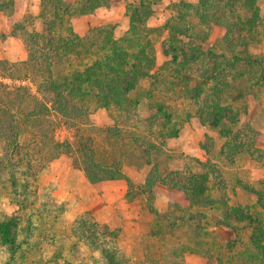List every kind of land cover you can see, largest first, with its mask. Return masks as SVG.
I'll use <instances>...</instances> for the list:
<instances>
[{
    "label": "trees",
    "instance_id": "trees-1",
    "mask_svg": "<svg viewBox=\"0 0 264 264\" xmlns=\"http://www.w3.org/2000/svg\"><path fill=\"white\" fill-rule=\"evenodd\" d=\"M1 1L0 12H11L15 0ZM176 1L167 7L173 15L160 28H150L147 22L162 0L127 3L128 30L117 40L109 25L79 36L71 24L106 7L107 0H39L36 19L41 26L24 40L26 60L0 61V78L13 81L0 82V164L8 172L10 198L20 209L23 201L18 197L30 182L35 183L52 161L68 156L89 184L125 180L126 196H142L146 212L164 219L166 229L187 226L194 247L181 250L199 257L202 264H264V189L237 181L235 188L257 199L231 205L224 194L228 183L218 180L222 171L211 160L197 161V173H182L165 166L170 158L164 151L167 141L178 138L180 121L195 117L224 141L222 160L264 159L258 133L249 128L247 139L242 126L249 96L259 97L264 90V55L254 54L264 41L258 0ZM26 16L23 24L13 27L12 37L16 28L25 30V22L32 19ZM215 27L225 33L208 46ZM162 36L163 61L158 65L154 42ZM19 81L28 85L16 84ZM178 104L189 109L182 118L176 113ZM99 109L114 123L100 131L108 140L102 150L107 158L90 133L89 116ZM57 124L71 133L70 139L56 140ZM33 144H42L37 153L30 150ZM125 167H149L145 183L134 186ZM157 184L167 188L169 199L162 213L153 203ZM209 224L230 230L233 238L213 234V241H206ZM19 225L16 216L0 221V247H7L9 255L20 248ZM90 232L95 243L97 233ZM103 236L106 241L97 247L102 264H120L116 248L109 245L114 233L105 231Z\"/></svg>",
    "mask_w": 264,
    "mask_h": 264
},
{
    "label": "rangeland",
    "instance_id": "rangeland-1",
    "mask_svg": "<svg viewBox=\"0 0 264 264\" xmlns=\"http://www.w3.org/2000/svg\"><path fill=\"white\" fill-rule=\"evenodd\" d=\"M107 1L106 7L71 20L77 35L84 36L93 28L109 25L115 39L118 40L124 36L128 30V19L125 16L126 5L136 0ZM184 1L197 3L198 0ZM1 2L3 1L0 0ZM176 2V0H162V3L155 8L154 15L148 20V27H162L173 15L167 7ZM35 6H38V10L34 8ZM258 6L262 17L261 31L264 39V0H258ZM16 7L17 9L13 6L11 12L0 14L2 16L0 17V61L19 63L9 60V55L17 52L19 44L4 43V32L11 34L15 25L23 24L28 13L32 19L25 22V30L20 31L16 28L14 32V38L18 39L24 47L27 34L33 30H39L41 26L40 21L36 19L39 1L35 3L33 0H26L25 3H20ZM35 11L37 14H34ZM11 15L14 17V22L5 20V16ZM224 33L221 28H213L207 45L211 46ZM164 38L165 36H162L154 42L158 65L163 61L161 45ZM254 54L264 55V41L257 46ZM11 73L18 75L16 69H12ZM0 82L7 85L13 83L2 78ZM16 84L28 85L20 81ZM0 97H2L1 94ZM246 105L247 115L242 120V126L246 128L247 139H251L248 134L249 128L258 133V147L264 153V90L259 97L249 96ZM176 108L178 118L184 117L189 111L185 104H178ZM113 125L111 115L104 109H99L89 116V126L92 131L90 133L96 137L104 158L107 157L102 150L108 148V140L100 131ZM54 137L62 141L66 138L70 139L71 133L57 124ZM29 146L31 151L37 153L42 144ZM223 147L224 141L216 133L201 126L197 118L190 117L187 122L180 121L178 138L167 141L164 151L170 160L165 163V166L182 173L188 171L197 173L201 170L197 161L204 163L207 159L211 160V163L222 171L218 180L228 183V191L223 193L231 205L233 201H240L242 205L256 202L255 195L246 194L235 186L237 181H241L245 185L257 186L258 190H263L264 185L259 186L257 183L264 182V159L259 163L253 159H244L239 163L224 161L219 156ZM3 152L4 146L0 141V157ZM149 170V167L140 169L125 167L124 173L130 182L137 186L144 180ZM20 171L18 170L17 173ZM17 176L19 177V174ZM21 185L22 181L19 177L18 193L22 191ZM118 190L119 186L114 187L108 183L89 184L80 171L72 168L70 157L63 155L52 161L38 176L35 183L30 182L27 192L18 197L19 201H23L19 209L10 198L8 172L0 164V221L7 216L20 218L17 231V243L20 248L14 255H9L7 247H0V264H93L94 261L102 264V256L97 247L106 241V237H102L105 231L115 235L109 240V245L116 248L120 264H200L196 256L181 250L183 246L194 247L195 239L192 232L189 233L187 226L169 231L166 229L169 225L164 219H155L146 212L142 196H133L131 193L128 197L112 195ZM166 193L167 190L163 186L158 185L154 189L153 203L157 209L167 210ZM213 195L217 194L213 192ZM91 230L97 233L95 243H91ZM205 230L209 234L205 240L209 242L213 241V234L220 236L223 240L233 238L230 230L214 228L212 224H209Z\"/></svg>",
    "mask_w": 264,
    "mask_h": 264
},
{
    "label": "crops",
    "instance_id": "crops-1",
    "mask_svg": "<svg viewBox=\"0 0 264 264\" xmlns=\"http://www.w3.org/2000/svg\"><path fill=\"white\" fill-rule=\"evenodd\" d=\"M35 3L36 2H38L39 0H33ZM26 2V0H15L14 1V8L15 9H17V7H16V5H20V3H25ZM36 10H38V6H35L34 7ZM38 12V11H37ZM24 13H25V11H24ZM0 14L2 15L3 13L2 12H0ZM19 14H20V8H19ZM34 14H37L36 13V11H35V13ZM0 15V17H2ZM4 15V14H3ZM18 19L20 18V17H17ZM14 17H13V15H11V16H5V20H7V21H12V22H14ZM18 19H16V20H18ZM4 35H5V40H4V43H8V42H12V43H18L19 44V46H18V50H17V52H14V53H12V55H9V60H11V61H16V62H24L25 60H26V58H27V55H26V53H25V49H24V47H22L21 45V43H20V41H18V39H16V38H14V37H11L10 36V33H6V32H4ZM21 48V49H20ZM10 56H12V58L10 57ZM13 58H15V59H13ZM173 140H175V139H173ZM148 174V173H147ZM147 174H146V176H147ZM85 179V178H84ZM145 179H146V177L144 178V180H142L141 182H139V184L138 185H143L144 183H145ZM130 180V179H129ZM103 183H108V184H111L112 186H119V190L117 191V193L116 194H112V195H121L122 197L125 195L126 196V193H127V191H128V183L125 181V180H114V181H106V182H103ZM102 184V183H101ZM137 185V186H138ZM158 185H160V184H157L154 188H153V195H154V189L156 188V187H158ZM160 186H163V185H160ZM166 190H167V188L165 187V186H163ZM154 200H155V195H154ZM166 202H167V206H168V204H169V199H168V194L166 193ZM155 207V206H154ZM156 208V207H155ZM168 208V207H167ZM166 208V209H167ZM157 209V208H156ZM157 211L159 212V213H162V212H165L166 210L165 209H157ZM224 229H226V228H224ZM195 256V255H194ZM197 257V256H196ZM198 258V260L200 261V264H202L201 263V260H200V258L199 257H197ZM103 260V259H102ZM95 263V261L93 262V264ZM103 263V262H102Z\"/></svg>",
    "mask_w": 264,
    "mask_h": 264
}]
</instances>
